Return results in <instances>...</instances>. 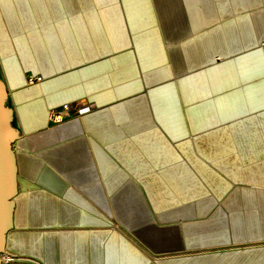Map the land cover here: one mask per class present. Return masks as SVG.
Wrapping results in <instances>:
<instances>
[{
  "label": "crops",
  "instance_id": "0c3cea01",
  "mask_svg": "<svg viewBox=\"0 0 264 264\" xmlns=\"http://www.w3.org/2000/svg\"><path fill=\"white\" fill-rule=\"evenodd\" d=\"M0 78L14 264H264V0H0Z\"/></svg>",
  "mask_w": 264,
  "mask_h": 264
},
{
  "label": "water",
  "instance_id": "95a60500",
  "mask_svg": "<svg viewBox=\"0 0 264 264\" xmlns=\"http://www.w3.org/2000/svg\"><path fill=\"white\" fill-rule=\"evenodd\" d=\"M8 91L0 78V264L5 252V239L11 227L16 193V165L12 144L18 134L12 125V109L7 106Z\"/></svg>",
  "mask_w": 264,
  "mask_h": 264
},
{
  "label": "built area",
  "instance_id": "2783aa9c",
  "mask_svg": "<svg viewBox=\"0 0 264 264\" xmlns=\"http://www.w3.org/2000/svg\"><path fill=\"white\" fill-rule=\"evenodd\" d=\"M95 108L93 102L84 100H74L71 102H64L58 108L48 111L49 123L52 126L59 125L60 123L81 118L84 114L90 113ZM19 257H13L5 252L1 254L2 264H14Z\"/></svg>",
  "mask_w": 264,
  "mask_h": 264
}]
</instances>
